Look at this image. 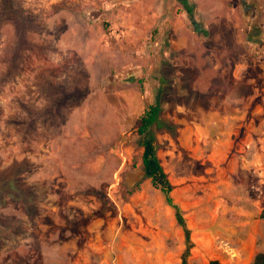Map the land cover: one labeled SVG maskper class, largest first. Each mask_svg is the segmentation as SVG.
<instances>
[{
  "label": "rangeland",
  "instance_id": "rangeland-1",
  "mask_svg": "<svg viewBox=\"0 0 264 264\" xmlns=\"http://www.w3.org/2000/svg\"><path fill=\"white\" fill-rule=\"evenodd\" d=\"M191 3L192 15L182 0H0V264H181L175 209L150 178L128 181L143 169L137 127L157 94L177 124L176 136L157 131V152L191 229L189 262L217 258L247 228L264 251V129L253 121L264 44L241 31L242 45L219 46L234 32L205 33ZM200 107L246 114L221 157L182 134Z\"/></svg>",
  "mask_w": 264,
  "mask_h": 264
},
{
  "label": "crops",
  "instance_id": "crops-1",
  "mask_svg": "<svg viewBox=\"0 0 264 264\" xmlns=\"http://www.w3.org/2000/svg\"><path fill=\"white\" fill-rule=\"evenodd\" d=\"M186 1L188 2V5L184 2L186 7L192 8V12H194L191 0ZM195 3L197 7V12L195 10L196 19L202 21L205 33L208 32V24L212 23L219 25L220 33L227 30L234 32V39L229 44L220 34V38L217 39L219 46L237 47L242 45L244 40L241 37V31H248L251 34V40L256 44L261 42L264 44V0H195ZM192 12L190 15L193 14ZM247 64L237 65L234 74H239V71L246 68ZM236 109L239 107L237 106ZM182 134L184 135V132ZM139 228L134 225V229ZM140 229L149 231L143 227ZM257 239L258 233L253 228H247L245 235L241 234L235 240L230 237L225 238V244H222L221 249L218 250L217 258L222 264H254L255 254L259 251ZM234 252L238 253L235 257Z\"/></svg>",
  "mask_w": 264,
  "mask_h": 264
},
{
  "label": "trees",
  "instance_id": "trees-1",
  "mask_svg": "<svg viewBox=\"0 0 264 264\" xmlns=\"http://www.w3.org/2000/svg\"><path fill=\"white\" fill-rule=\"evenodd\" d=\"M188 5L186 0H182ZM187 11L191 13L192 8L187 6ZM163 98L161 94H157L154 101L150 102L139 119L137 127L138 133L142 136L141 145L142 152V168L145 176L150 178L152 184L162 190L166 201L175 209L177 222L183 227L185 234L186 248L182 254L181 264H191L188 260L190 249L192 247L191 229L188 227L185 216L180 205L175 202L172 195L173 184L161 163V159L157 152V131L164 129L172 135L177 134V124L171 119L162 116ZM260 216L264 218V209ZM201 264H222L218 258L211 259L208 263ZM254 264H264V251H258L255 254Z\"/></svg>",
  "mask_w": 264,
  "mask_h": 264
},
{
  "label": "bare ground",
  "instance_id": "bare-ground-1",
  "mask_svg": "<svg viewBox=\"0 0 264 264\" xmlns=\"http://www.w3.org/2000/svg\"><path fill=\"white\" fill-rule=\"evenodd\" d=\"M260 66V65H259ZM257 93V91L255 92ZM259 96V95H258ZM240 100H242L240 98ZM251 99H248L245 108L249 111V108L251 106L250 101ZM264 100V97L262 98V101ZM238 101H229L228 102V108L230 105L237 104ZM256 110L255 115L253 116V121L256 119L260 120L261 129H264V121H262V118L260 116L264 113V104H260L254 108ZM262 114V115H261ZM260 117V118H259ZM194 118L199 120V122L195 123V126L192 127V125H188L184 132V138L186 140H191V134L193 133L195 135V141L196 144L194 147V152L196 154L204 155L208 149H210V154L208 156L210 158H213L217 155H223L226 154L228 150V145L230 143V127L229 124L232 122L234 124V121L237 120H244L246 119V114L242 117H230L228 115H219L216 111H214L211 107L209 109H205L203 107L198 108L194 113ZM193 121V120H192ZM196 122V121H195ZM202 122L203 126H201L199 123ZM220 122L223 124L221 125ZM236 123V122H235ZM252 123V122H251ZM251 126V125H250ZM257 129V127H255ZM254 131H257V130ZM237 130V129H236ZM250 130V129H249ZM182 132V131H181ZM239 134V133H238ZM233 135V134H232ZM231 135V136H232ZM248 137V135H246ZM250 137V136H249ZM249 140V138H248ZM263 141V140H262ZM187 143V142H186ZM232 143V142H231ZM257 143V142H256ZM243 144V143H242ZM256 146V145H255ZM250 147V146H249ZM206 149V150H205ZM256 150V149H255ZM241 152V151H240ZM194 153V154H195ZM238 154V153H237ZM247 155V154H246ZM195 157V156H194ZM221 157V156H220ZM247 156L243 157L246 158ZM208 158V157H207ZM233 158V157H232ZM236 159V158H235ZM231 160V159H230ZM219 161V160H218ZM245 161V160H244ZM232 162V161H231ZM239 162V161H238ZM242 162V161H241ZM207 163V162H206ZM220 163V162H219ZM223 162H221L222 164ZM260 163V162H259ZM224 164V163H223ZM242 165V164H241ZM245 165V164H244ZM232 166V165H231ZM235 166V165H234ZM238 166V165H237ZM248 166V165H247ZM218 167V166H217ZM222 167V166H221ZM225 167V166H224ZM223 168V167H222ZM236 168V167H235ZM234 168V169H235ZM209 169V168H208ZM253 169V168H251ZM225 170V169H222ZM227 170V169H226ZM232 170V169H231ZM230 170V171H231ZM220 172V171H219ZM225 172V171H224ZM223 172V173H224ZM229 172V171H228ZM235 172V171H234ZM233 172V173H234ZM230 174V173H229ZM224 175V174H223ZM228 175V174H227ZM258 175V174H257ZM260 175V174H259ZM229 176V175H228ZM258 178V177H257ZM229 181V180H228ZM248 180L247 182H249ZM261 181V180H260ZM251 182V181H250ZM254 182V181H253ZM230 184V183H229ZM241 184V183H240ZM264 184V183H263ZM194 185V184H193ZM210 185V184H209ZM238 186V185H237ZM254 186V185H253ZM241 187V186H240ZM208 188V187H207ZM250 188V187H249ZM247 190V189H246ZM253 190V189H252ZM262 190V189H261ZM258 191V190H257ZM234 192V191H233ZM253 192V191H252ZM254 193V192H253ZM244 194V193H243ZM249 195V194H248ZM101 234V233H100ZM110 234V233H109ZM99 236V235H98ZM108 236V235H107ZM102 236H100L101 238ZM108 238V237H106ZM100 240V239H99ZM104 242V241H103ZM108 247V246H107ZM107 251V250H106ZM101 252V251H100ZM99 253V252H98ZM104 255V252H102ZM101 254V253H100ZM102 256V255H101ZM99 256V257H101Z\"/></svg>",
  "mask_w": 264,
  "mask_h": 264
},
{
  "label": "water",
  "instance_id": "water-1",
  "mask_svg": "<svg viewBox=\"0 0 264 264\" xmlns=\"http://www.w3.org/2000/svg\"><path fill=\"white\" fill-rule=\"evenodd\" d=\"M145 176V171L144 169H140L137 172H135L134 174L130 175L128 177V181L129 182H135L140 180L141 178H143Z\"/></svg>",
  "mask_w": 264,
  "mask_h": 264
}]
</instances>
